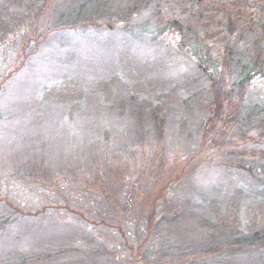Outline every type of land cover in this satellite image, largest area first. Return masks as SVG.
I'll use <instances>...</instances> for the list:
<instances>
[{"label":"rangeland","instance_id":"1","mask_svg":"<svg viewBox=\"0 0 264 264\" xmlns=\"http://www.w3.org/2000/svg\"><path fill=\"white\" fill-rule=\"evenodd\" d=\"M17 1L0 0V264H264V247L221 246L264 230V130L225 134L175 35L135 37L149 12L124 28L136 0L49 28L45 0ZM198 1L160 14L192 20L220 61L225 5L264 15V0Z\"/></svg>","mask_w":264,"mask_h":264},{"label":"trees","instance_id":"2","mask_svg":"<svg viewBox=\"0 0 264 264\" xmlns=\"http://www.w3.org/2000/svg\"><path fill=\"white\" fill-rule=\"evenodd\" d=\"M46 10L41 13L43 18L47 20L43 25L49 28L50 24L55 22L60 24H69L70 26L78 25L84 21L85 14L90 12L92 17H96L97 13L102 14V10L110 7L109 0H71V3L65 4L64 7H58L59 13L56 17L53 16L54 9L60 0H45ZM203 0H199L201 3ZM260 0H239V5L245 7L251 2ZM29 0H18L17 5L19 10L28 8L26 5ZM134 5L122 14L121 24L124 28H131V24L126 23L138 17H142L143 13L149 12V15L144 19V22L137 23L138 28L136 33H132L137 38H145L148 40H157L161 36L175 35L179 49L188 55V57L197 64V68L203 75L212 83L215 88L210 95L214 110H211L213 120L219 118H227L226 126L223 131L228 136H233L234 127L240 129L247 127L248 129L264 130V15L258 14L252 18V13L248 15V10L245 14H236L234 6L228 2L225 5V26L223 31L225 36V57L223 60H218L213 57L211 45L204 39V34L198 25L191 20L169 22L165 19L161 12V0H136ZM163 4V0H162ZM260 4V3H259ZM24 8V9H23ZM202 13V12H201ZM31 15L30 10L23 12L21 20L23 24L29 21ZM54 18V19H51ZM21 28L19 23L18 28L13 31L17 32ZM77 28V27H76ZM75 28V29H76ZM0 42H4L5 36L11 35L9 31L2 30L0 24ZM3 34L5 36H3ZM19 35V34H18ZM35 35V33H34ZM19 36H16L18 38ZM35 41L32 40L28 42ZM221 62V63H220ZM228 77V81L226 78ZM263 85V87L261 86ZM217 111V112H216ZM220 111V112H219ZM210 119V118H209ZM204 121V117L202 118ZM230 132V133H229ZM220 134V131H218ZM241 137L246 139V133L242 131ZM264 142V132L261 134ZM234 167L235 173L240 170L241 173L251 171L252 167L237 166ZM156 212L151 217H155ZM161 220L157 217L155 222ZM155 222L150 219L146 226H154ZM145 224V223H144ZM229 246L231 249H239L242 251H255L264 247V230L255 231L251 234H242L240 237L231 238L221 246ZM222 247V248H223ZM257 248V249H256ZM218 254L219 251L217 250Z\"/></svg>","mask_w":264,"mask_h":264}]
</instances>
